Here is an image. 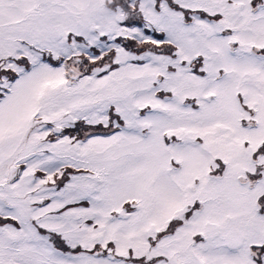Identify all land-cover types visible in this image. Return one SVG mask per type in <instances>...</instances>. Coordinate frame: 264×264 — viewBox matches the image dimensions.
Returning a JSON list of instances; mask_svg holds the SVG:
<instances>
[{
	"label": "snow or ice",
	"instance_id": "snow-or-ice-1",
	"mask_svg": "<svg viewBox=\"0 0 264 264\" xmlns=\"http://www.w3.org/2000/svg\"><path fill=\"white\" fill-rule=\"evenodd\" d=\"M0 264H264V0H0Z\"/></svg>",
	"mask_w": 264,
	"mask_h": 264
}]
</instances>
